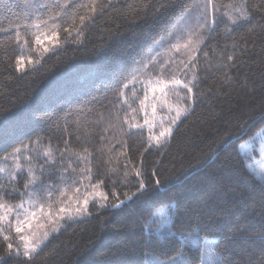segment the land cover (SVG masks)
Segmentation results:
<instances>
[{
  "label": "trees",
  "instance_id": "trees-1",
  "mask_svg": "<svg viewBox=\"0 0 264 264\" xmlns=\"http://www.w3.org/2000/svg\"><path fill=\"white\" fill-rule=\"evenodd\" d=\"M84 2L69 0L65 19L41 26V40L53 32L59 40L47 53L30 31L21 28L19 44L14 30L0 31V113L5 117L0 124V147L10 144V152L29 144L30 150L20 156L31 158V164L23 162V172L17 173L14 183L0 174V185L19 190L3 196L8 204L27 201L26 194H19L25 192L27 168L35 170L44 164L52 174L41 177L43 184L56 190L29 188L40 203L58 204L60 190L69 192L72 181L82 177L87 180L79 188L88 181L99 184L107 200L92 199L90 215L65 220L30 260L13 257L8 264H148L152 256L163 260L181 250L180 242L166 230L158 239L150 237L147 226L164 228L169 215L176 233L199 230L200 236L219 237L214 247L225 249L228 264H264V173L252 168L255 152L240 148L264 129V0H247L251 20L233 26V31H226L228 25L221 23L210 36L201 33L205 43L193 61L195 102H179L189 111L163 145L148 144L140 98L131 108L122 103L132 95L133 85L124 89V97L118 98L117 93L136 72L140 76L135 89L142 92L143 81L150 79H191V64L181 71V61L188 63L183 49L173 51L174 57L166 52L177 42L184 20L172 21L173 10L133 16L131 9L141 0H111L100 12L107 0H99L95 17L80 25L79 16L89 13L75 6ZM230 2L214 0L220 12ZM25 11L30 12L25 0H0V27L23 23ZM165 25L168 30L162 31ZM77 28L82 35H77ZM24 40L28 43L22 49ZM20 56L22 71L16 67ZM153 57L155 61L148 63ZM125 76L128 79L122 80ZM126 116L128 123L134 124L132 118H136L144 127L129 129ZM37 137L39 142L30 144ZM49 147L51 161L44 156ZM0 166L14 167L3 162ZM156 179L161 181L159 186L154 185ZM141 180L148 185L144 191H138ZM47 191L53 193L51 201L46 199ZM5 246L0 237V254ZM183 252L188 264H200L199 247L186 242Z\"/></svg>",
  "mask_w": 264,
  "mask_h": 264
},
{
  "label": "snow or ice",
  "instance_id": "snow-or-ice-1",
  "mask_svg": "<svg viewBox=\"0 0 264 264\" xmlns=\"http://www.w3.org/2000/svg\"><path fill=\"white\" fill-rule=\"evenodd\" d=\"M98 4L99 0H86V2L75 6L76 9H86L89 13L87 17L84 15L79 16L80 25H85L86 19L91 20L95 17ZM110 4L111 0H107V3L100 5V12H103L110 6ZM25 6L26 9H30V12L25 11L22 18L23 23H15L11 26V28L0 27V31L9 32L14 30L15 42L19 44L22 38L21 28H23L25 31L31 32V35L35 37L36 44H43V41L41 40V35H43V33L40 32L41 26L47 25L49 21L56 20L57 18L65 19L68 16L65 9L69 7V0H65L64 3H61L60 0H44V2H39V0H25ZM220 7L221 6L214 3V0H141L138 7H133L131 9L133 16H139L143 13L145 17L152 10H155L158 13L173 10L172 21L184 20V25L181 29L180 36L177 37V42L172 44L166 52L174 51L178 53L183 49V53L187 56L188 63H183V61H181L183 64L181 71L188 69L189 64L192 66L191 79L187 82L176 79L175 77L166 81L160 78L143 81L145 88L143 99H140V110L143 111L146 108L148 101L152 99L151 109L153 120H149L147 118L144 120V125H147L149 130V145H152L153 142H155L156 145H163L167 143L172 135L173 128L178 125V121H180L181 117L186 116L189 111V106L170 104V94H175L180 101L187 99L195 102V94L193 93L192 84L197 80V68L196 63H193V61L196 60V53L205 43V38L201 36V33L206 31L210 36L212 32L216 31V27L221 23L228 25L226 31L230 32L234 30V27H240L243 23L250 22L251 20V14L247 7V0H231L230 3L222 6L224 8L223 12H220ZM76 15L77 12L74 11L72 13L73 23H75ZM30 16L35 17L32 23L27 22ZM172 27L174 28L175 24H172ZM32 29H35V31H31ZM161 30H168V26L165 25V27ZM65 31L68 30L65 29ZM75 31L77 32V35L83 34L79 28L75 29ZM171 35L172 32L169 31V37H171ZM184 35H186L187 38L183 40V43H181L180 39ZM53 37H57V33L53 32L52 37L46 38L52 40L54 44H58V37L56 39H53ZM162 40L163 37H161V40L155 41V43L159 44ZM27 43L28 41L24 40V43L21 44L20 47L23 49ZM48 51V47L43 48V53H47ZM149 51H151V48ZM204 55L207 56V53ZM155 59L156 57H153L152 60L148 61V63H152ZM227 59L232 61L233 57L228 56ZM39 62V60L35 61V63ZM28 63H33L31 57L28 58ZM133 63H136V61L133 60ZM148 63L143 65L144 69L148 67ZM16 67L21 71L23 70L24 62L22 56L17 57ZM185 75L187 76V72H185ZM138 76H140V72H136L135 75H131V80H129L128 83H124L123 88H121L117 93L118 98L124 97V89L129 88V84L133 85L132 95L122 100V103L127 105L129 108H131V103L135 102L136 99H139L137 96V90L135 89V83L137 82ZM126 79H128L127 76L122 77V80ZM140 79L143 80V77L141 76ZM228 79H231L230 75ZM181 88L184 90L183 95L179 91ZM157 91L160 93L159 96L156 95ZM149 92L152 93L151 98L149 96ZM157 102H159L162 108L166 107L169 113H172L173 111L175 112V115L169 119V123L166 127L163 126V122L161 121L162 130L159 131L158 135L152 132V128L155 127L154 119L157 114ZM131 110L133 112L136 111V109ZM4 120L5 117L3 113H0V124H2ZM124 123H128L127 116L125 117ZM144 125L129 124V129L143 128ZM39 139L40 138L37 137L36 140H31L30 144L38 143ZM10 146L11 145L9 144L6 147H0V153H3V155L0 156V162H3L5 165L11 163L14 167L9 169L7 167L0 166V174H6L8 182L14 183L17 180V173L23 172V167L20 163V154L22 151H29L30 147L29 144H23L22 146L12 148L9 152L7 151V147ZM245 147H247V145H240L241 149H244ZM44 156L48 158V161L53 159L51 147L45 150ZM25 160L31 164L30 157H25ZM36 171H39V176L35 174ZM88 171L90 172V169H88ZM27 174L29 179L24 184L25 192L19 194L21 196H24L25 194L27 195L28 207H25L24 200L14 205L3 201L4 195H12L19 190L15 188L8 190L4 187V185H0V237L3 238V241L6 244L3 254H0V264H8V260L13 257L20 258L23 256V258L30 260L33 254H36L38 250H41V246L46 240H48L50 234L60 230L61 222L65 218L72 220L75 217L90 215L88 212L90 194H86L82 201L79 199L73 200L71 196L64 201H60L59 198H57L59 207L55 211H53L52 203H49L46 208L44 203L39 202V197L36 196L35 192L28 191V189L40 188L41 191H46L47 189L52 188L53 190H56L51 184L44 185L43 180L41 179V177L45 175H51L52 172L46 171L45 165L41 164L37 165L35 170L33 167H28ZM135 174L137 177H140L141 175L139 171H136ZM152 175H156L155 170ZM88 179H91L90 175L88 176ZM72 182L76 183V181ZM160 184L161 181L159 179L154 181L155 186H159ZM41 185H43V187H40ZM91 187L95 189L98 188L99 185H92ZM147 188L148 185L141 180L138 191H144ZM76 191L79 192V189ZM66 192V188L61 189L60 196H65ZM52 195V191H47L46 199L51 201ZM96 196H101V193L97 192ZM102 199L106 201L107 195H103ZM70 202L72 206H69ZM119 203L122 204L123 201H120ZM104 206V204H101V207ZM116 206L118 205H113V207ZM161 215H163V212H161ZM10 217H12V219H10ZM48 225L51 226L50 230H48ZM41 230H43L42 234ZM147 230L150 233V237L154 235L157 239L166 230L170 234L176 236V239L180 242L181 247V250L178 251L176 255L166 257L163 260L156 256H152V258L148 261V264H188L183 252L186 242L190 243L193 247L200 248V264H228V258L225 255L224 248H220L217 251L215 247L211 249L208 247L210 239L215 240L217 245H219V237L215 235L200 236L199 230L189 233H176L173 231V220L171 215L168 216L164 228L157 227L156 229H152L150 226H147ZM13 239L17 241L16 244L9 242ZM226 239L234 238L227 237Z\"/></svg>",
  "mask_w": 264,
  "mask_h": 264
},
{
  "label": "rangeland",
  "instance_id": "rangeland-1",
  "mask_svg": "<svg viewBox=\"0 0 264 264\" xmlns=\"http://www.w3.org/2000/svg\"><path fill=\"white\" fill-rule=\"evenodd\" d=\"M52 33V32H51ZM46 37L48 36H44L42 38L43 41V46L45 47H50L51 45H53V41L50 39H47ZM44 48V47H43ZM181 53V52H179ZM174 53L172 52V57H174ZM155 80V79H152ZM166 81V80H165ZM137 90V96L140 99H143V96L141 93L142 92L140 89H136ZM179 91L181 92V94L183 95L184 90L181 88L179 89ZM157 96L160 95L159 91H157L156 93ZM149 96L150 98L152 97V93L149 92ZM169 102L170 104H179L180 100H178V97L175 94H170L169 96ZM151 104H152V99H150L147 103V106L145 108V112H144V119H149V120H153V116H152V109H151ZM156 117L154 119V124L155 127L152 128V132L155 133L156 135L159 134V131H161V121L163 122V126L166 127L169 123V119L175 115V112L173 111L172 113H169L166 107H161L159 102H157V107H156ZM134 120V124H140L142 122L138 121L136 118H132V121ZM129 124H133L131 123H127V125L129 126ZM145 127L148 128L147 125H145ZM155 142H153L152 145H154ZM245 145H247V147L244 148V151H250L253 150L255 152V154H253V161H252V168L255 169L256 171L260 172V173H264V129L252 140L249 142H245ZM39 157V155H38ZM25 161V157L24 156H20V163L23 164V162ZM86 176V175H85ZM78 180L76 181V183H74L70 189L68 190L69 192H66V195L61 198V201H64L66 199H68L69 196H71L73 198V200L75 199H79V200H83L84 196L86 194H90L89 196V202L94 199V198H102V196L104 195L103 191H102V186L99 185L98 188L93 189L91 186V183L88 181V183H86V185L81 188H79V184L83 183L87 180L86 177H82V178H77ZM82 181V182H81ZM90 188V189H88ZM79 189V192H77L76 190ZM99 192L101 193V196H96V193ZM53 211H55L58 207H59V203L56 204L55 202L53 203ZM48 204L45 205V207L47 208ZM69 206H72L71 202L69 203ZM25 207H28V203L27 201H25ZM10 219H12V217H10ZM65 220H68L67 218H65L61 224H64ZM165 222V220L162 221L161 218V223ZM46 223V221H45ZM51 226L48 225V230H50ZM41 230V234H42ZM14 242V244L17 243V241L15 239L12 240ZM214 242L215 240H209L208 242V247L209 249L214 247Z\"/></svg>",
  "mask_w": 264,
  "mask_h": 264
}]
</instances>
